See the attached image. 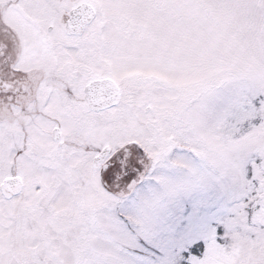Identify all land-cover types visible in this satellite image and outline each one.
<instances>
[{
    "label": "snow or ice",
    "instance_id": "snow-or-ice-1",
    "mask_svg": "<svg viewBox=\"0 0 264 264\" xmlns=\"http://www.w3.org/2000/svg\"><path fill=\"white\" fill-rule=\"evenodd\" d=\"M0 264H264V0H0Z\"/></svg>",
    "mask_w": 264,
    "mask_h": 264
}]
</instances>
